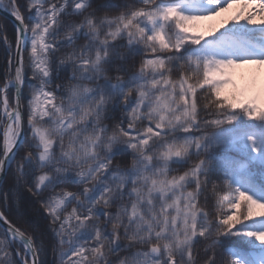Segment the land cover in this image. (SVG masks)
Here are the masks:
<instances>
[{"label":"snow or ice","instance_id":"obj_1","mask_svg":"<svg viewBox=\"0 0 264 264\" xmlns=\"http://www.w3.org/2000/svg\"><path fill=\"white\" fill-rule=\"evenodd\" d=\"M0 11V264H264V0Z\"/></svg>","mask_w":264,"mask_h":264},{"label":"trees","instance_id":"obj_2","mask_svg":"<svg viewBox=\"0 0 264 264\" xmlns=\"http://www.w3.org/2000/svg\"><path fill=\"white\" fill-rule=\"evenodd\" d=\"M238 4H233L232 7L227 9L225 12H222L219 16L215 17L212 20H206L205 22H201L200 30L201 31H208L212 27H219V24L221 22L229 21L230 22V17L236 13L238 10ZM25 16L28 15L27 11H25ZM27 22V21H26ZM0 26L6 27V35L9 40L14 41L15 40V28L14 24L6 17L0 15ZM223 30V29H221ZM25 56V64H26V72L30 76L31 73L27 69V64H28V52L25 51L24 53ZM5 46L2 42H0V84L3 83L4 81V72H5ZM241 69V70H240ZM262 67L254 64L250 65H242L240 68L235 69V77H239L242 80L247 81L248 78L250 77H255L256 80L258 81L260 74H261ZM25 92H27V88H25ZM10 102H11V94H10ZM22 104H27L26 99H22ZM7 214V213H6ZM10 219L13 220L14 223H17L18 226L28 230L31 232V228L29 225L25 222L17 220L15 217L10 216ZM38 219V218H37ZM2 230V229H0ZM219 255H224L222 250L218 251V256ZM52 257L49 256V264L51 262Z\"/></svg>","mask_w":264,"mask_h":264},{"label":"rangeland","instance_id":"obj_3","mask_svg":"<svg viewBox=\"0 0 264 264\" xmlns=\"http://www.w3.org/2000/svg\"><path fill=\"white\" fill-rule=\"evenodd\" d=\"M205 21H203V22H205ZM238 68H240V67H238ZM235 78H236L238 84H240V85L245 84V81L242 80L241 78H239V77H235ZM258 82L261 83V84H264V66H262V70H261V74H260V77H259V81Z\"/></svg>","mask_w":264,"mask_h":264},{"label":"water","instance_id":"obj_4","mask_svg":"<svg viewBox=\"0 0 264 264\" xmlns=\"http://www.w3.org/2000/svg\"><path fill=\"white\" fill-rule=\"evenodd\" d=\"M0 14L3 15V16H5V17H7L15 25L16 22L11 17L7 16L6 13H4L3 11H0ZM21 103H22V101H21Z\"/></svg>","mask_w":264,"mask_h":264}]
</instances>
